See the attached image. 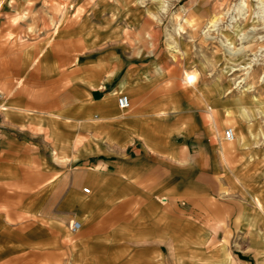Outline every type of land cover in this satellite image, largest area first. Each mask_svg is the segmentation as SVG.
I'll use <instances>...</instances> for the list:
<instances>
[{
	"label": "rangeland",
	"instance_id": "374dc122",
	"mask_svg": "<svg viewBox=\"0 0 264 264\" xmlns=\"http://www.w3.org/2000/svg\"><path fill=\"white\" fill-rule=\"evenodd\" d=\"M260 5L0 0V51L8 48L9 57L0 62V129L8 131L5 138L0 131V148L7 136L9 147L8 159L0 161V264H264V217L249 221L253 197L264 204ZM77 62L80 70L87 64L82 74L92 66L112 74L119 65L120 79L100 90L114 92L116 101L120 93L129 95V72L136 66L162 88L185 90L167 98L183 99L186 114L195 111L192 124L201 142L185 146L186 157L199 159L200 167L186 169L178 196L166 203L161 198L168 192L154 197L160 206L155 214L146 208L152 197L132 192L127 177L110 176L101 193L85 178L102 169L99 159L129 156L132 147L120 154L103 145L99 154L94 145L100 137L90 121L82 127L73 119L72 128L60 122L59 113L85 99L75 88L80 70L70 72ZM185 71L199 73L195 85L184 83ZM46 118L53 120L50 129L40 127ZM229 127L233 141L224 139ZM82 147L88 155L77 159ZM74 220L83 223L81 238V230L71 229Z\"/></svg>",
	"mask_w": 264,
	"mask_h": 264
},
{
	"label": "crops",
	"instance_id": "0c3cea01",
	"mask_svg": "<svg viewBox=\"0 0 264 264\" xmlns=\"http://www.w3.org/2000/svg\"><path fill=\"white\" fill-rule=\"evenodd\" d=\"M1 16H3L2 13ZM19 23L21 26L23 22ZM0 26L2 28L1 31H3V23ZM49 46L47 45L46 49ZM0 48H3V45ZM44 56L41 54L36 62H40V59ZM8 58V48L4 47L0 51V62L7 64L9 62ZM21 58L23 63L25 58L23 56ZM52 62L55 63L56 61L53 60ZM77 64L78 67L71 70V73L74 70L75 72L80 70V62H77ZM83 66L86 67L87 64ZM83 66L79 72L81 75H79V81L75 88L81 91V95L85 99L77 103L75 108L64 109L63 112L59 113V116L62 117L61 119L64 120L60 122H64L67 128H72L74 120L82 127L86 126L84 125L85 122L90 121L91 126L97 127V130L100 128V130H96L94 133L95 138L100 137L94 145L97 147L99 154L104 153L101 147L103 145H106L104 149L106 148L107 150L114 147V150L120 154L132 147V152L129 156L125 157L123 154L122 157L118 158L99 159L103 164L102 169L94 172L95 176L93 178L89 179L90 177L87 175L85 178L93 185L95 191H98L97 193H101L109 185L107 180L110 176L115 181H120L122 178L127 177L132 192L146 193L145 195L152 197V200H146L148 203L146 208H150L148 213L153 215L157 212L156 209L160 207L154 197L168 192L169 196L161 198V201L166 203L170 197L178 196L180 184H185L186 169L192 170L193 168L200 167L199 159H196L195 163V158L186 157L185 146L192 142H201V136L195 135L194 125L192 124L195 119V111L191 110L186 114L183 99L179 101L177 98H167L168 95L174 97L177 95L184 96V89L162 88L158 86L159 82L156 83L149 80V72L144 71L143 67H134L135 65L129 66L130 68H135L134 71L129 72L131 85L128 92L131 105L129 109L122 110L115 100L114 92L103 94V91H100L102 87H106V81L110 79L114 80L117 77L120 79L122 70H120L119 65L114 68L112 74H107L105 70L98 69L96 66L90 68L92 70L91 73L82 74L84 72ZM189 72L196 73L197 71ZM186 73L188 71H185L183 75L184 83L188 86L195 85L199 79V73H196L197 77L192 83L186 81ZM48 78L51 80L55 79L51 76ZM74 111L77 114L75 116H73ZM50 115H54L51 113V110L48 112V116ZM51 121L53 120L42 119L39 123L40 127L50 129L52 127ZM6 127L8 126L6 125ZM0 131L1 135L5 138V134L8 131L6 129H0ZM67 134L69 137L66 139V142L71 144L70 136H72V131L69 130ZM2 145L0 148L1 162L8 159V156L5 154L9 151L8 136ZM162 145L167 146L164 147ZM83 151L87 152L82 147L80 155H76L77 159L85 157L86 154L88 155V153L85 154ZM112 161L113 167H110ZM105 168L111 170V172H105ZM237 180L240 182L239 178ZM112 191L117 193L120 189L117 190L116 188ZM79 203L85 209L88 207L83 199L79 200ZM101 204L107 207L109 201ZM252 209V214H254H251L254 216L253 220H249L248 218L251 215H246L247 209L243 212V214L245 213L243 219L246 220L247 218L250 224L257 221L259 217H264V204L260 197H253ZM80 222L82 223L81 220ZM229 225H231L230 222ZM79 230L82 232L78 238H81L84 234L83 223Z\"/></svg>",
	"mask_w": 264,
	"mask_h": 264
},
{
	"label": "built area",
	"instance_id": "2783aa9c",
	"mask_svg": "<svg viewBox=\"0 0 264 264\" xmlns=\"http://www.w3.org/2000/svg\"><path fill=\"white\" fill-rule=\"evenodd\" d=\"M117 104L120 109L122 110H127L129 109L131 105L130 97L128 94L125 93H120L118 98H117ZM224 139L227 141H233L235 139V131L232 127L227 128L224 131ZM84 191L87 193H90L91 189L90 188H84ZM82 227V223L78 220H74L71 223V229L73 231H78Z\"/></svg>",
	"mask_w": 264,
	"mask_h": 264
},
{
	"label": "bare ground",
	"instance_id": "6f19581e",
	"mask_svg": "<svg viewBox=\"0 0 264 264\" xmlns=\"http://www.w3.org/2000/svg\"><path fill=\"white\" fill-rule=\"evenodd\" d=\"M259 2H260V4L262 5V8L264 7V0H258ZM260 5V6H261ZM240 6V5H239ZM234 17V16H233ZM235 19V18H234ZM235 21V20H234ZM215 23V22H214ZM216 24V23H215ZM213 26H215V25H213ZM227 38V37H226ZM227 40V39H226ZM228 42V44L230 45L229 47H231L232 46V43L231 42H229V41H227ZM227 45V44H226ZM228 47V48H229ZM231 50V49H230ZM230 50L228 51V52H230ZM232 51V50H231ZM231 53V52H230ZM197 73V72H196ZM196 73H194V72H189L188 71V73H186V76H185V79H186V81L188 82V83H192L195 79H196V77H197V74Z\"/></svg>",
	"mask_w": 264,
	"mask_h": 264
}]
</instances>
